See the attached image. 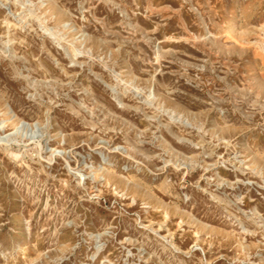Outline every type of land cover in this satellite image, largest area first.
<instances>
[{
	"label": "rangeland",
	"instance_id": "obj_1",
	"mask_svg": "<svg viewBox=\"0 0 264 264\" xmlns=\"http://www.w3.org/2000/svg\"><path fill=\"white\" fill-rule=\"evenodd\" d=\"M0 264H264V0H0Z\"/></svg>",
	"mask_w": 264,
	"mask_h": 264
},
{
	"label": "bare ground",
	"instance_id": "obj_2",
	"mask_svg": "<svg viewBox=\"0 0 264 264\" xmlns=\"http://www.w3.org/2000/svg\"><path fill=\"white\" fill-rule=\"evenodd\" d=\"M0 139H3V140H5L3 137H1Z\"/></svg>",
	"mask_w": 264,
	"mask_h": 264
}]
</instances>
